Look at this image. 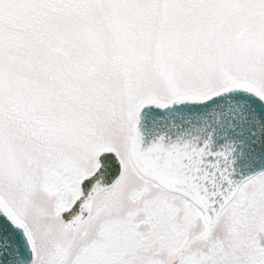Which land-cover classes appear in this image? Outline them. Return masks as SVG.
I'll return each instance as SVG.
<instances>
[{"label":"snow or ice","instance_id":"1","mask_svg":"<svg viewBox=\"0 0 264 264\" xmlns=\"http://www.w3.org/2000/svg\"><path fill=\"white\" fill-rule=\"evenodd\" d=\"M0 264H264V0H0Z\"/></svg>","mask_w":264,"mask_h":264}]
</instances>
